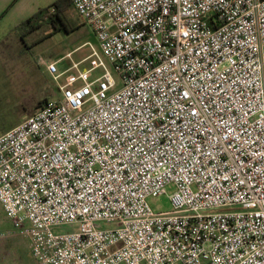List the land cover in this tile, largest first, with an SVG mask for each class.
I'll list each match as a JSON object with an SVG mask.
<instances>
[{
  "label": "built area",
  "instance_id": "1",
  "mask_svg": "<svg viewBox=\"0 0 264 264\" xmlns=\"http://www.w3.org/2000/svg\"><path fill=\"white\" fill-rule=\"evenodd\" d=\"M71 2L121 83L48 64L77 73L0 135L11 233L39 264H264V0Z\"/></svg>",
  "mask_w": 264,
  "mask_h": 264
},
{
  "label": "rangeland",
  "instance_id": "2",
  "mask_svg": "<svg viewBox=\"0 0 264 264\" xmlns=\"http://www.w3.org/2000/svg\"><path fill=\"white\" fill-rule=\"evenodd\" d=\"M28 1L38 11L61 3L62 7L68 8V18L76 28L69 32L64 29L54 31L52 25L44 24L35 32L25 35V43L17 35L13 47L0 50V131L33 115L45 99L62 97L59 85L66 82L69 74L77 73V70L71 69L56 80L48 69L51 62L57 63L58 72L70 69L74 63H78L81 70L88 69L99 62V58L93 55V50L96 49L99 57L112 69L117 82L121 83L119 75L101 50L94 32L73 4L67 7L61 0ZM49 33L52 34L47 36ZM101 73L102 69L97 68L94 76ZM175 190V186L171 185L166 194L151 196L148 201L156 212L168 211L172 208L170 195ZM103 225L110 226L108 223ZM13 229V223L0 203V264H34L36 258L29 239L11 233ZM72 230H77V227L55 229L56 232Z\"/></svg>",
  "mask_w": 264,
  "mask_h": 264
},
{
  "label": "crops",
  "instance_id": "3",
  "mask_svg": "<svg viewBox=\"0 0 264 264\" xmlns=\"http://www.w3.org/2000/svg\"><path fill=\"white\" fill-rule=\"evenodd\" d=\"M37 12L38 10L32 2L28 0H0V50L14 46L15 38L18 35L16 26ZM18 124L3 129L0 131V135ZM34 264H39L36 259Z\"/></svg>",
  "mask_w": 264,
  "mask_h": 264
},
{
  "label": "trees",
  "instance_id": "4",
  "mask_svg": "<svg viewBox=\"0 0 264 264\" xmlns=\"http://www.w3.org/2000/svg\"><path fill=\"white\" fill-rule=\"evenodd\" d=\"M64 1V6H71V0H61ZM67 9L62 7L61 3L54 5L52 8L41 9L31 17L25 19L23 22L16 26V31L21 38L24 39L25 35L35 32L37 29L41 28L44 24L52 25L54 31L66 30L67 32L74 30L76 27L69 20L67 15ZM52 33H49L50 36ZM24 43L26 40L24 39ZM26 46V45H25ZM48 100L42 101V105Z\"/></svg>",
  "mask_w": 264,
  "mask_h": 264
}]
</instances>
